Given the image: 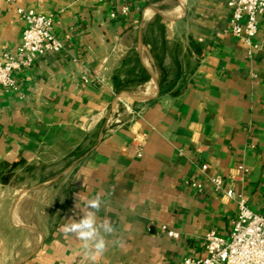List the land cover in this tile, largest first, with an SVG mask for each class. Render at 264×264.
<instances>
[{
	"label": "crops",
	"instance_id": "1",
	"mask_svg": "<svg viewBox=\"0 0 264 264\" xmlns=\"http://www.w3.org/2000/svg\"><path fill=\"white\" fill-rule=\"evenodd\" d=\"M18 6L65 49L0 89V264H93L63 226L98 194L116 231L94 264H183L230 235L238 197L264 215V14L251 46L229 0H0V59L26 27ZM38 188L56 190L30 220Z\"/></svg>",
	"mask_w": 264,
	"mask_h": 264
},
{
	"label": "built area",
	"instance_id": "2",
	"mask_svg": "<svg viewBox=\"0 0 264 264\" xmlns=\"http://www.w3.org/2000/svg\"><path fill=\"white\" fill-rule=\"evenodd\" d=\"M15 2L16 0H9ZM123 0H114L120 4ZM233 9L230 20L231 33L253 46L260 27V16L264 14V0H229ZM123 10H127L125 6ZM17 12L26 22L20 43L15 54L6 52L0 59V89L16 88L13 73L32 66L35 61L49 53H60L65 47L53 31L50 17L31 8L17 7ZM89 82L90 77L84 76ZM217 187H221V178H214ZM193 185H197L193 183ZM227 195L235 197L232 189ZM238 212L228 237L211 230L205 236V254L186 256L183 264H264V215L250 208L245 198L238 197ZM177 238L178 232L167 231Z\"/></svg>",
	"mask_w": 264,
	"mask_h": 264
},
{
	"label": "clouds",
	"instance_id": "3",
	"mask_svg": "<svg viewBox=\"0 0 264 264\" xmlns=\"http://www.w3.org/2000/svg\"><path fill=\"white\" fill-rule=\"evenodd\" d=\"M102 198L98 194L86 201L80 219H69L70 222L63 226L65 233L74 236L83 243L85 254L94 262L98 256H102L107 250L106 236L116 231L112 222L108 219L99 220L97 213L102 207ZM123 244V241H118Z\"/></svg>",
	"mask_w": 264,
	"mask_h": 264
},
{
	"label": "rangeland",
	"instance_id": "4",
	"mask_svg": "<svg viewBox=\"0 0 264 264\" xmlns=\"http://www.w3.org/2000/svg\"><path fill=\"white\" fill-rule=\"evenodd\" d=\"M32 174L33 176L35 177H41V178H44V177H53L55 175H57V170L56 168H53L52 170L50 169H45L43 170V173H42V170L40 169H34L32 171ZM19 176V175H18ZM21 180L19 179L18 182H20ZM22 189H25V186L22 188ZM56 189L54 190H48V195L50 193H54ZM65 191L67 192V187H65ZM46 193V190H43L42 188H38L37 190H33L31 192H29V195L31 197H29V199H27V201H24L22 203V207L23 209H29L28 211L32 212L33 216H29L27 217V219H30V220H35L38 218V211L46 206V204L50 203V200L48 198V195H45L44 197V194ZM7 207V205L5 206Z\"/></svg>",
	"mask_w": 264,
	"mask_h": 264
}]
</instances>
